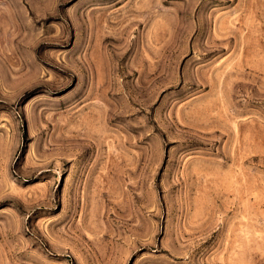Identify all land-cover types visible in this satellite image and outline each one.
<instances>
[{
  "label": "rangeland",
  "instance_id": "374dc122",
  "mask_svg": "<svg viewBox=\"0 0 264 264\" xmlns=\"http://www.w3.org/2000/svg\"><path fill=\"white\" fill-rule=\"evenodd\" d=\"M0 264H264V0H0Z\"/></svg>",
  "mask_w": 264,
  "mask_h": 264
},
{
  "label": "bare ground",
  "instance_id": "6f19581e",
  "mask_svg": "<svg viewBox=\"0 0 264 264\" xmlns=\"http://www.w3.org/2000/svg\"><path fill=\"white\" fill-rule=\"evenodd\" d=\"M4 23V22H3ZM43 41V40H42ZM43 44L41 43V45L40 46H42ZM45 46V45H44ZM27 63V62H26ZM6 65V64H5ZM6 67H7V65H6ZM23 67V66H22ZM29 67V66H28Z\"/></svg>",
  "mask_w": 264,
  "mask_h": 264
}]
</instances>
